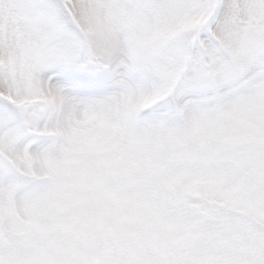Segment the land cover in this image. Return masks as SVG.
Here are the masks:
<instances>
[{"label": "clouds", "instance_id": "1", "mask_svg": "<svg viewBox=\"0 0 264 264\" xmlns=\"http://www.w3.org/2000/svg\"><path fill=\"white\" fill-rule=\"evenodd\" d=\"M207 71L202 102L178 73L162 111L97 99L40 136L0 190V264H264V75L225 95Z\"/></svg>", "mask_w": 264, "mask_h": 264}, {"label": "snow or ice", "instance_id": "2", "mask_svg": "<svg viewBox=\"0 0 264 264\" xmlns=\"http://www.w3.org/2000/svg\"><path fill=\"white\" fill-rule=\"evenodd\" d=\"M206 66L225 95L264 75V0H0V190L63 117L97 99L162 111L178 73L177 104L202 102Z\"/></svg>", "mask_w": 264, "mask_h": 264}, {"label": "rangeland", "instance_id": "3", "mask_svg": "<svg viewBox=\"0 0 264 264\" xmlns=\"http://www.w3.org/2000/svg\"><path fill=\"white\" fill-rule=\"evenodd\" d=\"M35 102V101H34ZM10 103H11V101H10ZM19 174V173H18Z\"/></svg>", "mask_w": 264, "mask_h": 264}]
</instances>
